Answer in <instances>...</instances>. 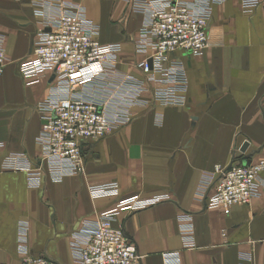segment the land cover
Segmentation results:
<instances>
[{
  "label": "crops",
  "instance_id": "crops-1",
  "mask_svg": "<svg viewBox=\"0 0 264 264\" xmlns=\"http://www.w3.org/2000/svg\"><path fill=\"white\" fill-rule=\"evenodd\" d=\"M131 0H0V44L7 63L0 76V264L44 257L57 264L75 262L71 243L85 223L114 209L121 198L165 200L137 212L116 211L113 228H122L142 257V264H165L176 253L179 264H264V173L259 196L248 205L207 209L200 182L216 166L227 167L235 148L241 159L264 158V0L245 11L241 0L212 6L208 45L199 57L180 52L188 79L184 106H161L153 85L136 68L145 59L129 39L143 27L145 14L133 13ZM212 1V0H208ZM80 6L98 28L101 45H119L115 67L102 91H76L104 104L123 77L142 82L144 90L127 117L106 138L84 147V174L56 179L43 162L38 187L25 171L1 170L8 153L26 154L38 163L42 127L40 103L54 92L49 73L26 85L18 63L30 58L37 32L59 7ZM124 96H127L125 93ZM113 118V120H115ZM114 183L117 197L92 199L90 186ZM192 217L195 248H182L177 216ZM249 256L247 263L242 257Z\"/></svg>",
  "mask_w": 264,
  "mask_h": 264
},
{
  "label": "built area",
  "instance_id": "built-area-1",
  "mask_svg": "<svg viewBox=\"0 0 264 264\" xmlns=\"http://www.w3.org/2000/svg\"><path fill=\"white\" fill-rule=\"evenodd\" d=\"M221 0H131L133 13L145 14L146 21L137 36L129 39L135 53L146 57L135 66L145 83L153 85L154 101L161 106H184L188 79L182 60L172 55L182 53L199 57L208 45L212 6ZM264 3V1H263ZM260 0H241L245 11L255 9ZM46 30L37 32L30 58L18 63V72L26 85H33L49 73L54 92L38 110L42 127L38 143L42 158L31 163L26 154L8 153L2 157L1 170L25 171L30 187H38L44 162L56 179L66 175L84 174V147L109 136L127 117L131 107L141 106L137 100L144 90L142 82L123 77L114 86L112 99L104 104L76 91L92 86L102 91L115 67L119 45H101L95 35L98 28L91 23L84 8L76 5L59 7L56 15L46 24ZM7 59L0 44V76ZM127 96H124V94ZM117 118L113 120V118ZM3 145L0 143V150ZM264 173V158L257 163L241 159L235 148L227 167L216 166L212 173L203 175L199 194L204 207L213 210L248 205L259 196V175ZM92 199L117 197L114 183L90 186ZM166 197L141 199L138 196L121 198L114 209L100 214L94 222L85 223L80 234L73 237L71 251L78 264H142L136 245L122 228H113L112 216L116 211L137 212L157 204ZM191 215L177 216L182 248H195ZM249 260V256L241 261ZM165 264H179L176 253L164 255ZM20 264H57L44 257L25 255Z\"/></svg>",
  "mask_w": 264,
  "mask_h": 264
},
{
  "label": "water",
  "instance_id": "water-1",
  "mask_svg": "<svg viewBox=\"0 0 264 264\" xmlns=\"http://www.w3.org/2000/svg\"><path fill=\"white\" fill-rule=\"evenodd\" d=\"M246 147H247V146H246V145H244V146H243V148H241V149H240V152H241V153H244V152H245V150H246Z\"/></svg>",
  "mask_w": 264,
  "mask_h": 264
}]
</instances>
